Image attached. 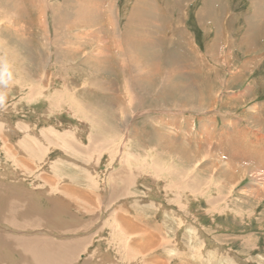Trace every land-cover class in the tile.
I'll return each mask as SVG.
<instances>
[{
    "label": "rangeland",
    "instance_id": "obj_1",
    "mask_svg": "<svg viewBox=\"0 0 264 264\" xmlns=\"http://www.w3.org/2000/svg\"><path fill=\"white\" fill-rule=\"evenodd\" d=\"M0 55V264H264V0H0Z\"/></svg>",
    "mask_w": 264,
    "mask_h": 264
},
{
    "label": "clouds",
    "instance_id": "obj_2",
    "mask_svg": "<svg viewBox=\"0 0 264 264\" xmlns=\"http://www.w3.org/2000/svg\"><path fill=\"white\" fill-rule=\"evenodd\" d=\"M15 82L13 62L6 55H0V111L8 108V89Z\"/></svg>",
    "mask_w": 264,
    "mask_h": 264
},
{
    "label": "bare ground",
    "instance_id": "obj_3",
    "mask_svg": "<svg viewBox=\"0 0 264 264\" xmlns=\"http://www.w3.org/2000/svg\"><path fill=\"white\" fill-rule=\"evenodd\" d=\"M84 12H85V11H84ZM79 21H81V20H80V17H79ZM63 29H64V28H63ZM138 30L140 31V29H138ZM133 31H134V30H133ZM135 33H136V32H135ZM135 33H134V34H135ZM146 40H148V39H146ZM148 41H149V40H148ZM144 42H145V41H144ZM137 43L139 44V42H137ZM147 43H148V42H147ZM150 44H151V42H149L148 44H146V45L143 46V42H141V43H140V48L142 49L143 52H145V47L149 46ZM136 46H138V45H136ZM136 46H135V47H136ZM127 47H128V46H127ZM126 51H127V50H126ZM142 54H143V53H142ZM185 56H186V55H185ZM140 58H141V56H140ZM145 58H146V57H145ZM143 60H144V59H143ZM162 62H163V61H162ZM120 65H121V64H120ZM137 65H138V64H137ZM155 74H156V73H155ZM178 91H179V90H178ZM43 248H44V247H43ZM40 249H41V248H40ZM33 259H34V257H33ZM35 259H36V258H35ZM38 261H39L38 259L35 261L36 264H41V263L38 262ZM63 263H64V262H63Z\"/></svg>",
    "mask_w": 264,
    "mask_h": 264
}]
</instances>
